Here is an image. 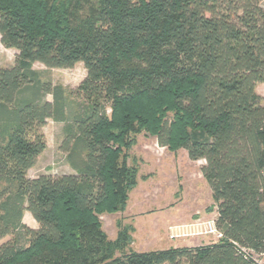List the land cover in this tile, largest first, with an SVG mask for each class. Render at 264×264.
Listing matches in <instances>:
<instances>
[{"label":"trees","instance_id":"trees-1","mask_svg":"<svg viewBox=\"0 0 264 264\" xmlns=\"http://www.w3.org/2000/svg\"><path fill=\"white\" fill-rule=\"evenodd\" d=\"M264 0H0V264H257L264 255ZM72 69L74 90L33 69ZM47 96L51 100L46 99ZM47 120L73 174L29 178ZM203 160L222 238L130 249L137 135ZM29 213L37 228L23 222Z\"/></svg>","mask_w":264,"mask_h":264},{"label":"rangeland","instance_id":"rangeland-1","mask_svg":"<svg viewBox=\"0 0 264 264\" xmlns=\"http://www.w3.org/2000/svg\"><path fill=\"white\" fill-rule=\"evenodd\" d=\"M261 7L264 10V1ZM15 56L16 51L5 49L0 44V68L11 67ZM33 69L40 73L43 81L61 85L67 90H74L86 74L82 64L72 69H49L34 63ZM256 92L264 96L263 88ZM46 99L50 101L51 97ZM41 132L45 149L28 171V177L73 174L66 155L59 149L62 124L47 120ZM129 155V165L137 168V185L129 193L124 212L100 216L102 230L108 239H115L116 224L120 221L128 229L132 239L130 249L135 252L197 247L209 241L216 242L212 237L192 236L194 230L190 228L196 222L216 219L210 189L200 172L205 162L190 161L183 149L171 152L159 146L155 137L145 133L136 136ZM22 222L31 229L37 228L29 213H24ZM176 226L184 228L172 231ZM171 235L178 237L170 239ZM253 258L257 264H264V255H254Z\"/></svg>","mask_w":264,"mask_h":264},{"label":"built area","instance_id":"built-area-1","mask_svg":"<svg viewBox=\"0 0 264 264\" xmlns=\"http://www.w3.org/2000/svg\"><path fill=\"white\" fill-rule=\"evenodd\" d=\"M262 176L264 178V170L262 172ZM183 228H184L183 226H176L172 229V231L182 230ZM190 228L194 230L192 231V234H191L192 236H208V237H212L213 239H215V241H218L222 238V233L217 230L215 226V220L213 219H209L203 223L196 222L193 225H191ZM176 237H178V235H171L170 239H175Z\"/></svg>","mask_w":264,"mask_h":264},{"label":"crops","instance_id":"crops-1","mask_svg":"<svg viewBox=\"0 0 264 264\" xmlns=\"http://www.w3.org/2000/svg\"><path fill=\"white\" fill-rule=\"evenodd\" d=\"M260 88H261V89L263 88V91H264V85H258L257 88H256V91H258V89H260ZM262 96H263V94H262ZM263 98H264V96H263ZM214 214H215V213H214ZM215 216H216V214H215ZM207 240H208V239H207ZM207 240H206V241H207ZM210 243H212V242H210V241H209V242H206V243H204V245H206V244H210Z\"/></svg>","mask_w":264,"mask_h":264}]
</instances>
